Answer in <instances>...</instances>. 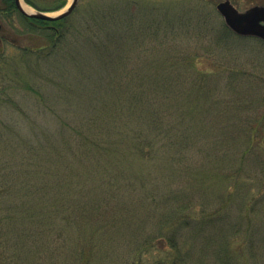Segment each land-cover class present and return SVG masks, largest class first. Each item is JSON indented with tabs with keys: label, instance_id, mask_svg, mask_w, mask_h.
<instances>
[{
	"label": "rangeland",
	"instance_id": "374dc122",
	"mask_svg": "<svg viewBox=\"0 0 264 264\" xmlns=\"http://www.w3.org/2000/svg\"><path fill=\"white\" fill-rule=\"evenodd\" d=\"M225 1L0 15V264H264V42Z\"/></svg>",
	"mask_w": 264,
	"mask_h": 264
},
{
	"label": "water",
	"instance_id": "95a60500",
	"mask_svg": "<svg viewBox=\"0 0 264 264\" xmlns=\"http://www.w3.org/2000/svg\"><path fill=\"white\" fill-rule=\"evenodd\" d=\"M22 0H15L17 9L27 17L55 22L63 20L70 16L76 9L79 0H72L71 4L60 14L50 15L47 13L36 11L27 13L21 6ZM217 10L223 17L225 25L229 30L240 37H253L264 41V7L254 6L250 9L240 12L230 1H225L217 6Z\"/></svg>",
	"mask_w": 264,
	"mask_h": 264
},
{
	"label": "trees",
	"instance_id": "16d2710c",
	"mask_svg": "<svg viewBox=\"0 0 264 264\" xmlns=\"http://www.w3.org/2000/svg\"><path fill=\"white\" fill-rule=\"evenodd\" d=\"M4 3L5 10H3V14L8 15L17 12L14 4V0H2ZM54 7H48L47 4H44V0H25V2L30 5L31 7L35 8L38 11L42 12H53L56 10L62 9L66 5V0H53ZM25 21H35L36 27L33 26V29H40L44 27L49 31L58 32L57 25L64 20L57 21V22H45L40 20H31L23 15H21Z\"/></svg>",
	"mask_w": 264,
	"mask_h": 264
},
{
	"label": "bare ground",
	"instance_id": "6f19581e",
	"mask_svg": "<svg viewBox=\"0 0 264 264\" xmlns=\"http://www.w3.org/2000/svg\"><path fill=\"white\" fill-rule=\"evenodd\" d=\"M21 6L23 10L27 13H33V9L29 7L23 0L21 1ZM57 14V13H56Z\"/></svg>",
	"mask_w": 264,
	"mask_h": 264
},
{
	"label": "flooded vegetation",
	"instance_id": "af4514ba",
	"mask_svg": "<svg viewBox=\"0 0 264 264\" xmlns=\"http://www.w3.org/2000/svg\"><path fill=\"white\" fill-rule=\"evenodd\" d=\"M1 2L2 0H0V6H1ZM3 14V10L0 8V15ZM32 26L36 27L38 25H36V23H30ZM2 29V25L0 24V30Z\"/></svg>",
	"mask_w": 264,
	"mask_h": 264
}]
</instances>
